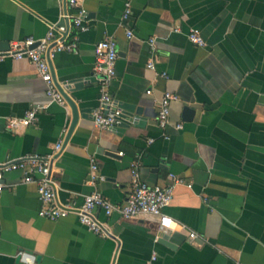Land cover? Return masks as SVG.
I'll list each match as a JSON object with an SVG mask.
<instances>
[{"label":"crops","instance_id":"crops-1","mask_svg":"<svg viewBox=\"0 0 264 264\" xmlns=\"http://www.w3.org/2000/svg\"><path fill=\"white\" fill-rule=\"evenodd\" d=\"M77 2L72 8L67 0H0V51L12 41L43 39L65 12L84 10L88 25L76 31L75 52L47 58L55 86L87 77L80 90L68 93L88 109L69 135L70 107L50 101L30 61L0 62V163L48 155L61 141L52 163L61 203L80 204L96 190L123 203L133 167L149 185H167L175 175L183 182L174 185L164 212L178 224L164 231L155 215L124 219L96 210L105 224L102 236L74 215L50 221L38 216L36 183L9 171L0 195V264H264V0ZM190 29L200 32L204 46L189 41ZM105 36L115 39L118 50L108 86L114 103L122 111L125 103L141 108L118 137L95 127L92 118L101 96L94 46ZM150 58L154 69L147 67ZM164 92L177 98L162 129L157 102ZM35 107L34 124L6 128L7 118ZM92 160L104 180L89 181ZM189 231L197 238L190 240ZM161 234L172 247L158 241Z\"/></svg>","mask_w":264,"mask_h":264},{"label":"built area","instance_id":"built-area-1","mask_svg":"<svg viewBox=\"0 0 264 264\" xmlns=\"http://www.w3.org/2000/svg\"><path fill=\"white\" fill-rule=\"evenodd\" d=\"M78 0H67L70 7H76ZM130 13L129 4H126L123 18H127ZM60 23L49 26L46 37L35 39L27 37L20 41H12L8 48L0 51V62L5 58L28 59L35 67L37 74L46 84V92L50 101L61 106H66V101L60 94L52 81V74L47 58L57 52H75L77 50L76 31H86L88 25L85 22V11L76 10L65 12L61 16ZM127 37H132L131 30L126 31ZM188 39L197 46H204L205 41L197 29H190ZM36 44V45H35ZM150 48L155 49L154 38L149 40ZM35 45V46H34ZM34 46V47H33ZM95 63L93 67L94 75L98 76L101 96L99 106L92 113L93 124L100 129H110L120 123L122 109L119 108L111 97L108 86L115 77V62L118 56L116 41L112 36H105L94 46ZM147 67L154 69L155 64L152 58L149 59ZM147 94L151 90L146 91ZM177 97L170 92H164L157 102V123L160 128H164L169 123V106L172 100ZM37 108L29 109L23 117H10L6 119V128L14 131L18 127H25L37 121ZM181 127V123L177 124ZM150 139L149 142H152ZM62 149L61 141L55 143L52 151L45 156L37 154H27L17 159H11L0 163V195L3 191V173L19 170L22 172V182H35L39 193L41 206L38 216L55 221L57 219L74 215L78 222L88 230L97 235H106L105 224L97 218L95 211L100 210L106 217L116 213L121 218L128 219L139 214H151L159 218L161 230H172L173 225L178 223L164 212V208L172 200L173 187L182 183V179L175 175H170L171 182L167 185H149L143 182L136 168L131 170L130 190L123 203H112L99 191H93L85 195L80 204L73 201L61 203L56 200L55 184L52 176V163ZM104 175L99 173L98 165L91 161L89 167V181L91 183L104 180ZM190 240L197 238L193 231L188 232ZM155 256H152L153 260ZM151 264V261L148 262Z\"/></svg>","mask_w":264,"mask_h":264},{"label":"water","instance_id":"water-1","mask_svg":"<svg viewBox=\"0 0 264 264\" xmlns=\"http://www.w3.org/2000/svg\"><path fill=\"white\" fill-rule=\"evenodd\" d=\"M89 79H92V77ZM86 80H87V77L86 78L65 79L63 81L64 88L59 83H56V88L58 89L60 94L63 96V98L65 99L66 103L68 104L71 110L72 122H71L70 129L68 131V135L70 134L76 122L78 121L80 113L82 117H85L86 112H88L87 108L83 109L79 107L78 98L74 93L70 95L68 93H72L77 90H80L83 87V85L86 83L85 82ZM65 89L67 91H65ZM122 108H123V111L120 115V119H121L120 123L110 128V131L113 134H115L116 137L120 136L127 128H129V126L132 123H135L136 118L140 115V112H141V108L136 107L135 105L130 104V103L123 104ZM184 111L186 115L187 114L190 115L192 113V110L188 107H185ZM115 140H117V138H115ZM158 241L160 243L168 245L169 247H172L171 243L168 240V236L165 234H161Z\"/></svg>","mask_w":264,"mask_h":264}]
</instances>
